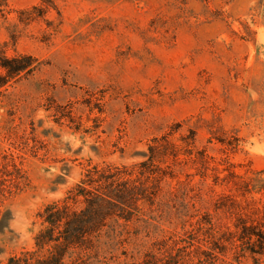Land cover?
<instances>
[{
  "label": "rangeland",
  "instance_id": "obj_1",
  "mask_svg": "<svg viewBox=\"0 0 264 264\" xmlns=\"http://www.w3.org/2000/svg\"><path fill=\"white\" fill-rule=\"evenodd\" d=\"M14 58L0 264L35 250L40 212L93 166L142 162L155 174L132 178L152 197L68 264H264L207 242L235 212L264 223V192L244 184L264 171V0H0V63Z\"/></svg>",
  "mask_w": 264,
  "mask_h": 264
},
{
  "label": "trees",
  "instance_id": "obj_2",
  "mask_svg": "<svg viewBox=\"0 0 264 264\" xmlns=\"http://www.w3.org/2000/svg\"><path fill=\"white\" fill-rule=\"evenodd\" d=\"M21 60L14 58L0 63V70H7L5 80L19 75L27 68V65H12ZM151 148L152 156H155L157 147L153 145ZM147 164L142 162L141 170L135 167L93 166L64 197L40 212L43 227L35 237V250L11 256L6 264H68L67 257L78 250L92 248L94 238L101 237L111 221H131L134 211L140 208V201L152 197L144 196V188L141 191L132 178L137 173L155 174ZM262 174L264 171L258 172L249 182H244L247 191L264 192ZM258 212H254L255 217ZM233 214L236 217L235 232L228 235L225 233L221 237L214 232L210 233L207 237L210 249L220 252L234 249L240 256L248 253L253 257L264 255V223L257 222L251 214ZM195 239L196 236L191 237V240ZM72 261V264L75 263V260Z\"/></svg>",
  "mask_w": 264,
  "mask_h": 264
}]
</instances>
